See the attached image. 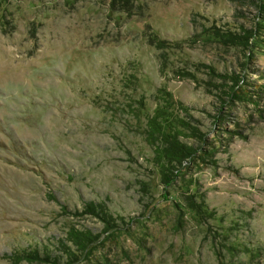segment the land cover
I'll return each instance as SVG.
<instances>
[{
	"label": "rangeland",
	"instance_id": "obj_1",
	"mask_svg": "<svg viewBox=\"0 0 264 264\" xmlns=\"http://www.w3.org/2000/svg\"><path fill=\"white\" fill-rule=\"evenodd\" d=\"M258 2L0 0V264H264ZM240 25L252 50L213 34ZM160 89L201 134L166 177L143 133Z\"/></svg>",
	"mask_w": 264,
	"mask_h": 264
},
{
	"label": "trees",
	"instance_id": "obj_2",
	"mask_svg": "<svg viewBox=\"0 0 264 264\" xmlns=\"http://www.w3.org/2000/svg\"><path fill=\"white\" fill-rule=\"evenodd\" d=\"M256 6L259 11L257 17L261 18V20L259 21V23H261V26L258 25L257 28H262V26L264 27V0H259ZM214 29L215 31L213 32V34H215L214 36L218 38V42L225 43V41L232 40L234 45H237L238 47L244 45L248 50H252V44L249 43V39L251 38L252 33L256 31V29H248L240 25L238 32L239 34L235 35V37L226 35V33H220L221 30L219 28L215 27ZM245 40L246 42L245 44H243ZM149 42L155 47V49L160 52L164 48H168L166 47L168 46L167 44L163 46V43L165 42L164 40H153L152 38L151 40H149ZM241 79V77L239 78L235 76L234 81L232 82V84H234V87H237L238 91L240 88L239 84ZM130 82L131 80H129V83ZM159 91H161V93L158 92L157 95H155L157 105L153 110V113L147 114L145 116V128L143 133L147 143L151 146L155 153V157L150 159V161H152L154 167L156 169H159L161 174L165 176L168 168H171L174 164L178 166L183 164L186 159L190 158L195 153L196 148H194V146H192L191 144L186 143L184 141L186 136L183 135H187V133L190 131L192 135H190L189 137L197 138L198 135L201 134L197 132L195 127L190 126L186 122L185 115L187 114L188 110L184 106V103L172 100L171 95L167 91H162V89H160ZM233 95H235V92H230V96L233 97ZM165 185L167 186L168 184L166 183ZM191 203L193 204V206H191ZM191 203L189 207H186L184 205H181L180 207H182L184 210L190 208L192 212L199 211L200 213V207L196 206L193 202ZM92 205L86 206V212L99 215L98 210L95 209V207L97 208L98 205L94 203ZM101 209L104 210V207L101 206ZM101 217L102 221L106 222L104 227L105 229H103L104 231H107L112 226L114 227V224H111L110 222L111 217H108L107 214H103V216ZM71 238L77 243V245H79L82 251H86L88 245L95 243V239H97L98 236L92 234L91 231H73L71 234ZM23 255L25 257L24 259L28 260L43 259L51 263L57 262L56 258L54 256H51L47 252L40 254L37 251H33L31 254L24 253ZM69 260L71 261L72 257H70Z\"/></svg>",
	"mask_w": 264,
	"mask_h": 264
}]
</instances>
